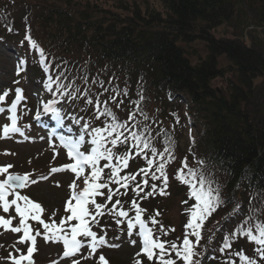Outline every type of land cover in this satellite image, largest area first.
<instances>
[{"label":"trees","instance_id":"obj_1","mask_svg":"<svg viewBox=\"0 0 264 264\" xmlns=\"http://www.w3.org/2000/svg\"><path fill=\"white\" fill-rule=\"evenodd\" d=\"M106 3L110 7H105ZM222 25L231 30L230 37L214 34ZM26 35L36 41L37 48L29 45ZM16 37L19 39L15 43ZM0 42L14 43L15 61L24 62V68L31 73V86L38 92L52 95L46 92L44 81L49 75L55 79L61 73L64 84L73 85L69 92L87 91L93 105H86L83 96L68 101L85 121L92 122V127L104 126L103 119H94L97 95L101 106L108 101L118 122H125L134 113L141 126L130 131H143L146 125L153 138L152 146L164 153L159 159L168 167L179 165L185 157L179 152L178 142L186 125H196V136L188 151L195 162L192 169L204 173L206 183L218 190L215 194L221 202L206 217L201 240L193 242L194 236H189L196 245L194 250L202 254L194 259L214 264L216 257L226 251H219L226 236L230 251L242 250V241L254 249L259 247L241 235V229L246 232L252 228L255 234L257 224L264 227V0H0ZM196 42L204 43L205 55L198 54L191 61L185 45L191 47ZM40 50L48 72L39 63ZM221 57L228 60L227 65H221ZM226 74L232 76L226 78L228 88L219 91L212 81ZM113 89L121 92L116 102L108 100L116 94ZM125 89L127 96L122 94ZM121 100L123 104L116 109L115 103ZM134 101H139V111H135ZM184 107L188 118L182 115ZM132 145L130 141L127 146H107L121 155ZM145 156L152 157L150 149ZM145 162L146 157L140 155L130 158L128 171L122 162L118 164L114 159L111 163L120 167L118 175L127 176ZM104 163L108 161H101L99 166ZM108 172L110 169L102 173L105 180ZM119 186L109 184L113 190L121 191L116 197L121 201L117 211H127L128 217H121L123 223L116 225L106 214L98 217L99 226L91 225L89 218L92 230L127 232L125 223L134 216L126 202L131 204L136 186L131 182L128 188ZM148 188L152 195L145 203L152 206V196L163 191L153 190L150 185ZM101 191L107 193V189ZM94 199L108 202V207L115 202H106L101 196ZM65 211L62 209L48 222H55L58 228L74 223L67 220L70 212ZM181 216L183 225L191 218L190 212ZM145 218L154 239L169 230L163 218L152 215V210H147ZM61 219L64 225H60ZM255 253L258 254L248 253L247 257L264 264V259L255 257ZM166 258L177 259L171 249ZM141 264L159 261L143 258Z\"/></svg>","mask_w":264,"mask_h":264},{"label":"snow or ice","instance_id":"obj_2","mask_svg":"<svg viewBox=\"0 0 264 264\" xmlns=\"http://www.w3.org/2000/svg\"><path fill=\"white\" fill-rule=\"evenodd\" d=\"M25 40L28 41L29 45L32 48H37L36 41H34L29 35L25 36ZM23 43V41L21 42ZM23 61L17 66V74L19 75L23 69ZM39 63L43 66V70L48 72L49 69L45 64L44 53L40 50V61ZM62 73L56 76L55 79L51 75L47 77L44 81V87L51 92L53 99H49L46 103H43V109L41 111L36 112V119L39 120L40 116L43 113H52L54 118L58 121L62 119L61 117V109L56 107L58 103V98L73 100L80 99L82 96L86 98V105H93L94 101L91 97H88L86 92H79V89L76 91L69 92V89L73 87L71 83L65 85L62 77ZM86 79V78H85ZM15 83H19L16 81ZM95 83V81H94ZM101 86L103 82H100ZM53 85L55 86V90H53ZM109 90L107 88L104 89V92L107 93ZM116 93L115 95H111L108 97V100L116 102L117 96L121 95V92L113 89ZM124 96L128 95L127 90L125 89L122 93ZM8 92L5 91L3 94H0V102L4 101ZM23 99L22 90L20 88L15 89V99L12 100L8 111L11 113L9 119L11 120V124H5L3 126V137H8L10 134H19L21 137H25L24 130L17 126L18 117L16 115L17 104ZM142 99V97H141ZM137 107L135 111H139V101L133 102ZM123 101L121 100L118 103H115V108L119 109ZM5 109L0 107V113L4 112ZM72 122L77 125H81V121L83 117L77 119L75 116L71 117ZM94 119L100 120L103 119L104 126L103 127H92L91 121H84L82 126L80 127L79 134L75 137L73 136H64L59 135L56 139L59 140V145L63 146L64 149H67V155L74 161V163H70L64 165L65 168L71 169L72 172L76 173L77 177H80L84 174L85 168H90L91 171L88 176L84 178V188L79 192H72L71 199H74L76 203L73 205L69 202L66 205V211L71 212V215L67 216V220H76L78 223L74 225H70L71 233L70 235L65 232L63 235H60L62 231L61 228H58L53 222L52 224L45 223L40 218V213L44 211L39 203H34L27 196H22L17 189H23L26 187V184L29 182L28 174L25 175H13L9 174L6 179L0 180V207L3 208V211L7 213L9 211L10 205H15V211L19 214L20 217V227H15L12 229L13 232L19 233L23 229V236L20 237V242L25 240H31L35 243V237L29 234V227L25 223L27 216L31 213V218L33 220H37L40 224L43 225L45 229V239H60L63 240L64 245V257H70L73 253L80 251L82 246V241L78 240V236H82L87 241V247L90 249V253L97 252V249L101 246L107 245V240L105 235H97V232L92 230L90 226L89 218L91 220V225L99 226L98 217H102L104 215H108L110 219H114L116 225H120L123 221L120 219L121 217L127 218L128 212L122 209L117 211L118 206L121 204V201L117 199L115 203L111 205V207L107 206V203H98L94 197L101 196L104 197L105 201H112L114 195L119 194V189L113 190L109 187V184H117L121 185L124 188L129 187V182L136 181L137 177L135 175H127L120 176L118 173L120 172V167L117 165H113L111 162L115 159L118 164L122 162L123 167L128 166V152H124L121 155H117L113 151V147L118 145L127 146L130 141L133 142L132 147L138 150L139 154L143 155L144 150H151L153 156L160 155L163 156V152H157V149L152 146L153 138L151 133L148 131L147 126H144L143 131H130V128H140V122L135 120V114L130 113L125 122H118L117 115L113 111V109L108 105V101H103V106H101V101L99 99V95H97L95 100V111H94ZM145 119L147 116L145 115ZM135 121L134 123L129 124V122ZM27 127V125L25 126ZM51 136V134H50ZM86 137H90V140H86ZM27 139V137H25ZM43 139V137H41ZM51 143V139H50ZM90 145V151L87 153L82 149L84 145ZM111 145L113 147H108L107 145ZM142 145V147H141ZM167 151V149H165ZM7 154V153H6ZM101 161H108V163H104L102 167H100ZM184 167L186 168V173H178L176 174V179L180 180L184 185H190V190L187 195L189 197H194L196 203H191L190 200H185L183 203L187 206L191 204V207L188 211L191 214V218L188 219L185 228L192 229L191 232H186L183 237L182 246L178 247L177 243L173 242L169 245L171 251L175 252L176 260L172 258H166L168 256V249L165 247V243L161 242L159 238H153V229L146 226V223L143 219H141V212L143 209L139 208L133 200L132 208L135 209V217L127 219V234L129 237L133 235V229L136 225H139V231L135 233L142 241V247L140 249V253H144L147 260L152 262L154 258L159 261V264H177L178 260H182L183 264H202L200 260L194 259L201 253H197L194 251L196 247L195 244L190 241L189 236H194L196 241L199 242L201 240V225L206 217H208L211 213L216 210V206L221 202L220 197L215 193L218 192L217 189L212 188L210 186V182L206 183L204 173H197L191 167H188L186 160L182 162ZM147 164L152 166L154 161L152 159L147 160ZM12 165L0 166V173H7L8 169L11 168ZM105 169H110V172L106 173L107 180L104 179L102 173H104ZM59 168H52L51 172L55 173L60 171ZM141 172L145 174V176L151 175L152 181H163V185L166 188L169 182V176L165 174V162H158L155 167V171L148 173L146 169H141ZM159 173L160 175H156ZM41 179H47V177H41ZM99 181V182H98ZM32 184L37 183L36 180L31 181ZM144 185L149 184L148 179H144L142 182ZM76 182L73 181V184L70 187H75ZM151 188L153 190L157 189V184L152 183ZM103 189H107V193L105 194ZM134 193L139 195L144 192V189L137 184L134 189H132ZM11 192L14 195V198L9 200L7 197ZM147 195H152V193H148ZM144 198V197H141ZM18 201H23V206L18 203ZM94 206V211H90V208ZM55 215V213H53ZM153 224L156 223L155 220L152 221ZM0 223L7 226L10 221L0 216ZM65 221L63 219L60 220V225H64ZM258 235H253V229L248 228L246 233L241 229L242 233L246 234L248 240L254 241L259 247L256 248V252L264 257V227H261L259 224L255 226ZM123 231V229H121ZM48 232H52L53 235L49 237L47 235ZM39 235V233H37ZM90 238V239H89ZM132 244H136V240L131 241ZM110 247H119L118 244L108 245ZM229 238L226 236L223 240L222 247H220L219 251L224 252L225 249H228ZM154 249H158V253H154ZM34 251L33 247L27 248L28 255H21L19 258L10 256L9 258L14 261V264H21V261H30L31 255ZM137 253V256L140 255ZM87 259V257H85ZM99 264H108L104 255H99ZM240 259L242 261H247V264H256V261L253 259H249L244 255H240ZM55 264V262H53ZM72 264H78L76 260L72 261ZM134 264H141V260L137 259L134 261Z\"/></svg>","mask_w":264,"mask_h":264},{"label":"rangeland","instance_id":"obj_3","mask_svg":"<svg viewBox=\"0 0 264 264\" xmlns=\"http://www.w3.org/2000/svg\"><path fill=\"white\" fill-rule=\"evenodd\" d=\"M98 2L104 0H97ZM105 7H110V3L104 4ZM231 30L222 25L218 27L214 34L217 37L231 36ZM13 42H17L19 37L13 38ZM11 42V41H10ZM189 51V58L191 61L197 59V55H205L204 43L196 42L187 47ZM14 43H3L0 42V94L5 91L11 92L17 88L16 81H19L23 85V89L26 95L29 97L28 108L24 107L22 110V118L17 120V126L24 130L25 137H21L19 134H10L8 137H3V126L5 124L10 125L11 120L9 116L11 113L8 111L10 106H6L0 103V107L5 109L4 112L0 113V166L12 165L8 169L7 173H0V180H3L9 174L25 175L28 174L29 182L26 187L21 190L20 195L27 196L34 203H39L42 208H44V218L50 219L54 216L53 213L58 214L62 210V205L64 201L68 204L71 201L72 192L75 191V187H70L73 181L76 183L80 180L76 173L72 172L71 169L65 168L64 165L70 164L72 161L69 159L64 152V150L59 147L54 137L50 136L49 130H42V123L50 121V119H55L52 113H47L42 120H40L39 127L37 126L35 112L41 109L43 105V95H41L34 86H31V73L25 71L24 73L18 75L16 69H14V59L16 53ZM193 52H196L194 54ZM221 65H227L228 60L221 57ZM226 78H232L230 74H226L223 78H216L212 81V85L219 91H224L228 88ZM58 98V103L56 107L61 109L62 119L59 121L61 125H64V129L75 131L76 127L80 130L81 125L74 124L71 117L75 116L80 119V116L75 113V109L68 105H65L66 99ZM43 108V107H42ZM185 108V107H184ZM182 109L183 113L189 117L188 112ZM19 112V111H16ZM41 117V116H40ZM41 119V118H40ZM19 121H23L19 125ZM39 123V122H38ZM27 125V127H25ZM61 127V126H59ZM42 128V129H41ZM70 128V129H69ZM192 131H191V130ZM197 126L186 125V130L183 132L179 142V152L190 160L189 154V144L190 140L196 136ZM53 135V134H52ZM62 135V134H59ZM43 137V139H41ZM51 139V143H50ZM7 153V154H6ZM191 160L193 157L191 156ZM195 163V162H190ZM61 169L58 172H51L52 168ZM174 169V168H173ZM173 169L168 170L167 175L170 177V183L168 184V189L164 190L163 193H158L157 196H152V206L149 204H143L148 210H152L153 215H160L163 218V223H166V228L169 229L164 233L165 246L171 243H177L179 238L184 235L185 227L182 224L183 220L181 216V211L185 207H182L181 202L184 198L185 192L183 187L179 186L174 179ZM179 172L181 167L179 165ZM41 177H47V179H41ZM36 180L37 183L32 184L31 181ZM82 190L85 186L81 183ZM164 187V185H163ZM183 189V191H182ZM146 188L144 189V194ZM9 200L14 198V195L9 192L7 197ZM22 206L23 201H18ZM31 213L28 214L25 223L29 227V233L35 237V243L31 240H25L20 242V237L23 236V229L21 232H13L12 229L15 227H20V217L15 211V205H10L9 211L5 213L3 208L0 207V216L4 219L9 220L10 223L5 226L0 223V264H14V261L9 257L19 258L21 255H28L27 248L33 247L34 251L31 255L35 259L34 263L31 264H72L73 260H76L78 264H98L99 255H104L106 260H109L112 264H124L125 262L132 261V254L135 249H132L129 245L131 244L132 236L127 237L122 234H113L106 237L107 245L101 246L97 249V252L90 253L78 251L73 253L72 257H64V245L63 240L60 239H49L46 240L45 236L42 237L41 233L37 235L35 229H39V222L31 218ZM43 218V215H41ZM183 221V222H182ZM31 228L33 231L31 232ZM40 230V229H39ZM38 230V231H39ZM53 234L48 235L51 237ZM62 241V243H61ZM118 244L119 247H110L108 245ZM229 254V253H228ZM87 257V259H85ZM217 259V260H216ZM214 264H229L234 259V256H227L226 254L216 257ZM93 260L92 262H90ZM25 261H21V264H25ZM232 264V263H231Z\"/></svg>","mask_w":264,"mask_h":264}]
</instances>
